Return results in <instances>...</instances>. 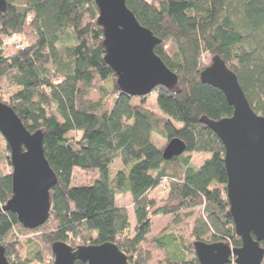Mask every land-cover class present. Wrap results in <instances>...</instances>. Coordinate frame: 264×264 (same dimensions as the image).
Instances as JSON below:
<instances>
[{"label":"trees","instance_id":"trees-1","mask_svg":"<svg viewBox=\"0 0 264 264\" xmlns=\"http://www.w3.org/2000/svg\"><path fill=\"white\" fill-rule=\"evenodd\" d=\"M126 5L160 38L154 52L178 77L174 88L154 87L158 111L145 105V95L119 90L104 60L95 0H6L0 14V99L30 133L42 131L44 155L56 176L45 223L26 228L14 212L0 214V244L10 264L42 261L43 248L54 241L72 247L112 241L130 264H197L193 243L207 235L209 242L241 244L226 197L224 145L200 119L230 115L233 107L199 74L203 53L210 59L219 55L236 73L252 109L264 113V0H126ZM19 36L23 44L11 41ZM10 88L15 89L6 92ZM91 91L98 98H89ZM152 132L167 141L179 137L185 150L164 159ZM3 142L0 204L12 194L10 151ZM193 152L209 156L195 166ZM115 158L120 166L110 174ZM74 167L88 179L73 184ZM163 178L167 194L157 203L148 192ZM118 194L131 198L132 226L128 208L116 203ZM198 206L202 212L191 225L148 237L152 216L172 214L178 225ZM189 251L194 257L187 260Z\"/></svg>","mask_w":264,"mask_h":264},{"label":"water","instance_id":"water-1","mask_svg":"<svg viewBox=\"0 0 264 264\" xmlns=\"http://www.w3.org/2000/svg\"><path fill=\"white\" fill-rule=\"evenodd\" d=\"M97 23L103 32L104 60L116 76L120 91L132 96L148 94L157 85L174 88L177 74L154 52L160 38L139 23L126 0H95ZM6 0H0V14ZM203 83L219 88L232 105L230 115L201 121L224 145L227 174L226 197L239 246L224 241L196 240L193 250L197 264H262L264 257V113H256L241 88L236 73L217 54L199 74ZM0 134L10 151L11 197L0 204V214L14 212L26 228L45 223L50 216L49 190L56 176L43 151L42 131L30 133L13 108L0 99ZM185 150L179 137L170 138L162 157L170 159ZM50 264H130L128 256L112 241L72 247L64 241L51 244ZM0 264H10L0 244Z\"/></svg>","mask_w":264,"mask_h":264},{"label":"rangeland","instance_id":"rangeland-1","mask_svg":"<svg viewBox=\"0 0 264 264\" xmlns=\"http://www.w3.org/2000/svg\"><path fill=\"white\" fill-rule=\"evenodd\" d=\"M14 39H15V41H19L20 43L23 44L21 36L12 38L11 41ZM201 60L204 64H207L210 62L211 59L206 53H203ZM14 89L15 88L7 89L6 92L13 91ZM98 96H99L98 93L95 91H91L88 95V97L91 99H96V98H98ZM145 105L148 106L149 108L153 109V110H156V111L159 110L157 103H156V93L154 90H151L148 94L145 95ZM106 107L107 108L111 107V99H109V98L107 100ZM3 139H4L3 136L0 134V154H2V155H4L6 153L3 150V146H4ZM151 139H152L154 144H156L157 146H160V147H163L167 142V140L165 138H163L162 136H160L159 134H157L155 132L151 133ZM9 155H10V152H9ZM208 156H209V153H207V152H203V153L193 152V153H191L190 160L195 166H199L203 162V160L205 158H207ZM118 166H120V159L115 158L113 160V162L109 165L110 174H112L114 169L117 168ZM9 167L10 166L6 165V169H8ZM1 168H2V166L0 165V170H1ZM10 169H11V167H10ZM88 177L89 176H88L87 172H84V171L78 169L77 167L73 168V172H72V183L73 184L82 183V182L86 181V179H88ZM148 194H149V196L154 198L157 201V203H160L166 197V194H167V180L165 178L161 179V181L157 185V187L154 188L153 190H150L148 192ZM116 203L123 205V206L128 208V210L130 212V223L132 226L134 224V215H133L132 209H131L132 201H131L130 196L128 194H124V195L118 194L116 196ZM192 211H193L194 215L190 218H187L186 220H183V222L181 224H178V225L173 223L174 215H172V214H157V215L152 216L151 227H150V232L148 233V237L158 235L159 233L164 232V231L165 232L178 233L177 230L185 222H188L189 225H191L193 223L194 218L198 217V215L201 214L202 207L201 206L195 207L194 209H192ZM183 213L184 212L181 211L179 213V216L182 217ZM203 239L205 241H209L210 238L207 235V236H204ZM193 257H194V253L191 251H189L186 255L187 260H190ZM234 259H235L234 256L230 257V264H236ZM52 261H53V253L51 251V247H49V248L44 247L43 248V260L42 261H35L34 264H46V263L50 264ZM262 263L264 264V257H263Z\"/></svg>","mask_w":264,"mask_h":264},{"label":"crops","instance_id":"crops-1","mask_svg":"<svg viewBox=\"0 0 264 264\" xmlns=\"http://www.w3.org/2000/svg\"><path fill=\"white\" fill-rule=\"evenodd\" d=\"M156 187H157V186H155L154 188H156ZM154 188H153V189H154ZM153 189H151V190H153ZM115 200H116V199H115ZM118 205H120V204H118Z\"/></svg>","mask_w":264,"mask_h":264},{"label":"built area","instance_id":"built-area-1","mask_svg":"<svg viewBox=\"0 0 264 264\" xmlns=\"http://www.w3.org/2000/svg\"><path fill=\"white\" fill-rule=\"evenodd\" d=\"M17 46H19V44H17Z\"/></svg>","mask_w":264,"mask_h":264},{"label":"flooded vegetation","instance_id":"flooded-vegetation-1","mask_svg":"<svg viewBox=\"0 0 264 264\" xmlns=\"http://www.w3.org/2000/svg\"><path fill=\"white\" fill-rule=\"evenodd\" d=\"M261 243V242H260Z\"/></svg>","mask_w":264,"mask_h":264}]
</instances>
